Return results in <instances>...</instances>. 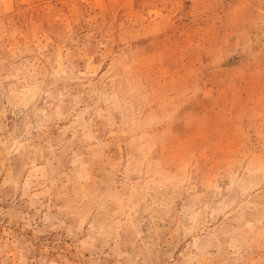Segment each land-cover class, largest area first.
I'll use <instances>...</instances> for the list:
<instances>
[{"label":"rangeland","instance_id":"obj_1","mask_svg":"<svg viewBox=\"0 0 264 264\" xmlns=\"http://www.w3.org/2000/svg\"><path fill=\"white\" fill-rule=\"evenodd\" d=\"M0 264H264V0H0Z\"/></svg>","mask_w":264,"mask_h":264}]
</instances>
